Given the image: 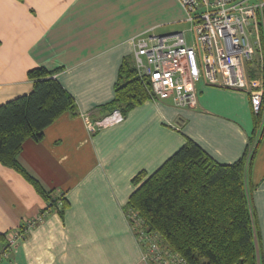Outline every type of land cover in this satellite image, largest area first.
Segmentation results:
<instances>
[{"label": "crops", "instance_id": "crops-1", "mask_svg": "<svg viewBox=\"0 0 264 264\" xmlns=\"http://www.w3.org/2000/svg\"><path fill=\"white\" fill-rule=\"evenodd\" d=\"M185 19L179 0H0V105L29 94L28 72L39 66L56 70L77 104L19 155L48 191L66 196L63 215L43 213L49 201L0 162V234L33 222L0 264H150L124 207L133 178L153 173L188 138L223 163L257 146L250 179L264 264V119L256 125L249 93L201 82L196 107L149 99L96 131L84 118L109 114L103 105L124 59L134 61L133 37L185 30Z\"/></svg>", "mask_w": 264, "mask_h": 264}, {"label": "trees", "instance_id": "trees-1", "mask_svg": "<svg viewBox=\"0 0 264 264\" xmlns=\"http://www.w3.org/2000/svg\"><path fill=\"white\" fill-rule=\"evenodd\" d=\"M55 73L43 66L31 69L28 76L33 90L0 105V162L31 183L49 201L47 208L63 215L66 196L48 191L19 161L28 138L41 140L45 129L62 113H77L75 98L53 77ZM149 99L148 81L139 76L133 60L124 59L115 96L103 108L126 115ZM255 117L258 125L261 115ZM256 152L257 146L249 143L240 158L223 163L188 138L153 173L141 171L133 178L138 186L124 211L130 224L133 219L128 215L132 213L141 220L133 230L135 235L160 234L161 243L190 264H262L261 232L252 204L256 185L250 179ZM19 230L25 232L26 226ZM8 238V233L0 234V251Z\"/></svg>", "mask_w": 264, "mask_h": 264}, {"label": "built area", "instance_id": "built-area-1", "mask_svg": "<svg viewBox=\"0 0 264 264\" xmlns=\"http://www.w3.org/2000/svg\"><path fill=\"white\" fill-rule=\"evenodd\" d=\"M179 1L186 12L188 29L169 34L151 29L131 39L134 64L139 76L149 83L150 99L169 100L181 108L196 107L198 85L204 82L249 93L253 113L263 120L264 0ZM84 118L88 128L96 131L121 121L124 115L116 109L102 119L94 120L89 113ZM62 205L60 200L59 207ZM128 217L133 219V230L140 226L137 213ZM29 225L25 232L9 234L0 259L25 238ZM137 238L150 264H190L179 252L163 245L158 233L143 232Z\"/></svg>", "mask_w": 264, "mask_h": 264}, {"label": "rangeland", "instance_id": "rangeland-1", "mask_svg": "<svg viewBox=\"0 0 264 264\" xmlns=\"http://www.w3.org/2000/svg\"><path fill=\"white\" fill-rule=\"evenodd\" d=\"M184 25L182 26L183 29H188L190 27L188 22L183 23ZM190 34V33H189ZM188 34V35H189Z\"/></svg>", "mask_w": 264, "mask_h": 264}]
</instances>
